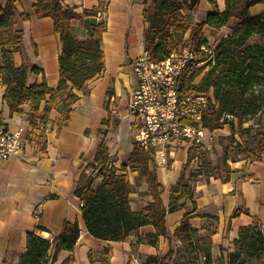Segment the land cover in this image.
<instances>
[{
    "label": "crops",
    "instance_id": "crops-1",
    "mask_svg": "<svg viewBox=\"0 0 264 264\" xmlns=\"http://www.w3.org/2000/svg\"><path fill=\"white\" fill-rule=\"evenodd\" d=\"M144 0H110L103 16L107 29L102 35L101 48L104 67L101 73L88 80L72 105L69 120L61 127L62 109L58 104L44 126L46 138L39 147L28 136L32 130L26 114L10 115L2 100L4 86L0 76V124L5 129L23 127V153L0 160V264H18L26 251V234L34 232L48 241L58 236L65 222H77L79 237L72 250H60L49 264H193L207 250L210 264H228V255L235 250L234 240L240 227H264V153L245 165L243 171L232 173L228 181L210 177L197 179L192 185L193 200L183 198L185 207L168 213V236L156 235L152 225L139 227L124 241L100 240L90 236L80 214L82 201L74 190L88 176L99 150L108 154L109 166L119 172L132 152L133 129L126 114L129 93L135 84L132 61L140 52V42L147 23L143 18ZM219 11H222L220 7ZM6 0H2V7ZM63 7L71 8L79 17L72 20L73 36L79 40L89 37L91 24L100 18L84 16L94 8L96 0H60ZM33 0H16L14 13L16 27L23 31L22 53H14L13 63L37 67L39 74L29 72L28 84H38L45 76L47 86L55 88L59 80L58 57L61 53L59 35L54 32L52 19L33 14ZM257 4L249 9L251 15L264 13ZM205 17L213 11L205 0H199ZM29 15L21 21L19 15ZM188 17L189 14H188ZM203 21V20H202ZM2 63L0 53V65ZM113 99V100H110ZM25 112L29 107H24ZM42 109L39 110V112ZM219 129L211 132H224ZM37 132L34 129V132ZM33 139V138H32ZM191 145L186 141L174 142L168 148L167 165L149 162L161 183L160 198L166 207L170 188L178 180L186 163ZM136 172H128L127 179L134 183ZM100 182L93 181V188ZM148 186L142 182L139 192ZM139 211L152 202L150 195L139 196ZM186 215V217H184ZM183 223L196 229L189 238L175 234ZM200 237L208 239L203 247ZM181 246L173 252V240ZM54 254V247L49 257ZM156 257L157 261H148Z\"/></svg>",
    "mask_w": 264,
    "mask_h": 264
},
{
    "label": "trees",
    "instance_id": "trees-1",
    "mask_svg": "<svg viewBox=\"0 0 264 264\" xmlns=\"http://www.w3.org/2000/svg\"><path fill=\"white\" fill-rule=\"evenodd\" d=\"M33 14L38 17H49L53 29L59 35L61 53L58 57L59 80L55 88L47 86L42 74L40 83L28 84L29 72L39 74L37 67L28 68L22 63L15 66L14 53H22L23 31L16 25L17 16L14 13L16 0H6L2 7L0 0V53L2 63L0 76L4 86L2 100L7 103L10 115L26 114L32 130L28 133L35 144L42 147L46 132L44 126L50 113L59 104L62 109V119L59 127L69 120L72 105L79 99L74 90H81L85 83L99 75L103 70L104 53L101 48L102 35L107 29L106 21L100 17L90 27L89 37L79 40L73 36L71 22L79 17L71 8L63 7L60 0H33ZM199 0H144L143 18L147 27L143 34L145 50L155 61H161L169 56L172 49L181 42L180 38L190 30L189 43L193 48L207 45L203 29H220L232 27L231 34L220 40L215 47V64L196 83L201 70L186 74L179 83V90L185 92L194 89L198 92L212 91L217 108L207 111L202 118V126L210 132L223 129L228 125L233 130L236 120L241 134L249 135L251 128L242 127L250 118L264 113V42L248 44L257 37L264 39V13L251 15L249 9L264 0H223L224 9L217 8L218 0H205L213 11L208 13L203 22L190 29V21L185 12L186 6L192 8ZM107 8L103 10L105 14ZM84 16L98 18L97 9L85 10ZM21 21H28L29 15H19ZM29 111L25 112L24 107ZM42 109L40 112L39 110ZM34 129L37 132H34ZM33 138V139H32ZM252 141L264 153V125L254 131ZM133 150L128 155L127 162L120 167L119 172L109 165L110 159L104 149L99 150L94 162L99 166L95 175H88L83 183L74 190L75 196L81 199V218L87 233L100 240L124 241L129 234L144 225H152L156 235L168 236L166 215L185 207L183 198L193 200L191 185L185 178V171L196 156V147L187 152L186 163L180 176L170 188L168 205L165 207L160 198L161 183L157 181L155 171L149 168L152 161V149L144 150L133 143ZM247 144V143H246ZM250 154V151H248ZM260 157V156H259ZM258 157V158H259ZM95 167H93V171ZM102 172V173H101ZM128 172H136L134 183L127 179ZM233 172L228 171L222 179L229 180ZM205 178L206 174L198 173ZM102 175V180L93 188L95 177ZM217 178V176L215 177ZM142 182L148 186L146 192H139ZM150 195L152 202L136 211L131 207L132 194ZM186 217V215H184ZM196 229L186 223L181 224L175 234L184 238L195 234ZM79 237L77 222H65L60 234L48 241L27 232V249L20 256L18 264H49L54 261L60 250L73 249ZM203 247L208 239L200 237ZM263 236L256 225L240 227L234 240L235 250L228 255V264H244L245 257L260 260ZM54 247V254L49 257L48 251ZM148 261H157L149 257ZM193 264H196L195 260ZM162 264V263H161ZM203 264H210L206 250Z\"/></svg>",
    "mask_w": 264,
    "mask_h": 264
},
{
    "label": "built area",
    "instance_id": "built-area-1",
    "mask_svg": "<svg viewBox=\"0 0 264 264\" xmlns=\"http://www.w3.org/2000/svg\"><path fill=\"white\" fill-rule=\"evenodd\" d=\"M109 2L96 0L94 8L98 18L104 16L103 10ZM230 34L223 33L218 42ZM140 47V54L132 61L135 84L129 93L126 114L133 129V142L144 150L152 149V161L166 167L168 148L172 143L186 141L191 147L200 148L211 134L202 126V118L207 111L217 108L212 91L189 89L181 92L179 83L186 74L201 70L199 77H202L214 66L216 45H200L195 49L188 43L172 49L169 56L161 61L151 58L143 41ZM23 132V127L9 130L0 124V160L23 153ZM197 160L195 156L189 166ZM106 169L110 166L107 165ZM99 179L102 180V175ZM259 228L263 236L260 264H264V227ZM181 244L180 239L174 238V253ZM204 261L205 256H202L196 264Z\"/></svg>",
    "mask_w": 264,
    "mask_h": 264
},
{
    "label": "rangeland",
    "instance_id": "rangeland-1",
    "mask_svg": "<svg viewBox=\"0 0 264 264\" xmlns=\"http://www.w3.org/2000/svg\"><path fill=\"white\" fill-rule=\"evenodd\" d=\"M217 8L219 9L218 4ZM185 12L190 16L188 17V20L191 23L190 29L205 20V12L203 11L202 6H198V2L192 8L186 6ZM234 24L235 23H231L229 27H222V29L217 30L205 27L203 29V34L207 43L217 45L218 40L223 33L233 31L232 27ZM189 37L190 30L180 38L181 42L178 43L177 47L188 44ZM255 42H264V39L253 37L248 41V44ZM200 78L201 77H198L195 82L197 83ZM233 122V130H231L228 125H225L223 128L225 129L224 132H216L212 135H208L204 140V144L200 148H197L196 156L198 157V160L185 171V178H187V182H189L190 185H192L197 179L207 181L210 177L215 179L216 176L218 179L222 180L228 171H232L233 173L241 172L247 163L257 160L258 157L261 156V150L256 148L252 138L254 131L264 125V113L250 118L243 124L242 127L251 128L249 135L241 134L236 120L234 119ZM248 151H250V154H248ZM93 167H95L94 171ZM98 168L99 166L93 164L88 171V175H95ZM199 172L206 174L208 177L205 178L198 174ZM99 176L100 175L95 177L97 182H100ZM138 201H141L140 198H134L133 202L136 206H138ZM244 264H260V260L253 257H245Z\"/></svg>",
    "mask_w": 264,
    "mask_h": 264
},
{
    "label": "bare ground",
    "instance_id": "bare-ground-1",
    "mask_svg": "<svg viewBox=\"0 0 264 264\" xmlns=\"http://www.w3.org/2000/svg\"><path fill=\"white\" fill-rule=\"evenodd\" d=\"M220 7H221L222 10L224 9V6H223L222 1L220 2ZM259 9H264V5L261 6V7H257V8H255V9H253V10H252V13L255 12V11H257V10H259Z\"/></svg>",
    "mask_w": 264,
    "mask_h": 264
}]
</instances>
